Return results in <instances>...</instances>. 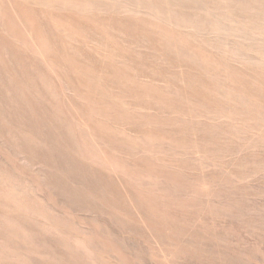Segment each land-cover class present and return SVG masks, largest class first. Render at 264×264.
I'll return each mask as SVG.
<instances>
[{
  "label": "rangeland",
  "instance_id": "374dc122",
  "mask_svg": "<svg viewBox=\"0 0 264 264\" xmlns=\"http://www.w3.org/2000/svg\"><path fill=\"white\" fill-rule=\"evenodd\" d=\"M0 264H264V0H0Z\"/></svg>",
  "mask_w": 264,
  "mask_h": 264
}]
</instances>
